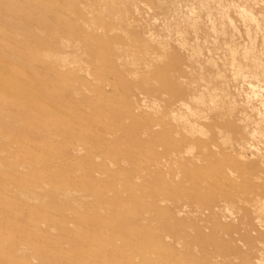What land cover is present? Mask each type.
<instances>
[{"label": "rangeland", "instance_id": "1", "mask_svg": "<svg viewBox=\"0 0 264 264\" xmlns=\"http://www.w3.org/2000/svg\"><path fill=\"white\" fill-rule=\"evenodd\" d=\"M263 37L264 0H0V264H264Z\"/></svg>", "mask_w": 264, "mask_h": 264}, {"label": "bare ground", "instance_id": "2", "mask_svg": "<svg viewBox=\"0 0 264 264\" xmlns=\"http://www.w3.org/2000/svg\"><path fill=\"white\" fill-rule=\"evenodd\" d=\"M244 14V13H243ZM246 17V16H245ZM249 21V20H248ZM264 38V37H263ZM247 52H249V50L247 51ZM233 54V53H232ZM251 54V53H250ZM230 56V55H229ZM232 57V56H231ZM245 57H248V56H245ZM231 64V63H230ZM247 75V74H246ZM253 77V76H252ZM234 79H236V78H234ZM252 92V91H251ZM256 95V94H255ZM253 96V95H252ZM254 98V97H253ZM259 116V115H258ZM204 131V130H203ZM242 160H243V158H242Z\"/></svg>", "mask_w": 264, "mask_h": 264}]
</instances>
